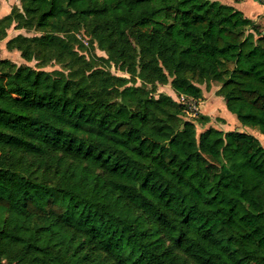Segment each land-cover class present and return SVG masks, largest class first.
I'll return each instance as SVG.
<instances>
[{
	"label": "trees",
	"instance_id": "1",
	"mask_svg": "<svg viewBox=\"0 0 264 264\" xmlns=\"http://www.w3.org/2000/svg\"><path fill=\"white\" fill-rule=\"evenodd\" d=\"M18 1L0 40L45 34L8 50L26 60L36 43L79 63L55 33L84 27L142 84L96 70L87 88L0 59V264H264V147L237 129L198 133L185 105L146 88L198 101L215 85L264 136L259 26L217 0Z\"/></svg>",
	"mask_w": 264,
	"mask_h": 264
},
{
	"label": "rangeland",
	"instance_id": "2",
	"mask_svg": "<svg viewBox=\"0 0 264 264\" xmlns=\"http://www.w3.org/2000/svg\"><path fill=\"white\" fill-rule=\"evenodd\" d=\"M15 4V7L13 6L14 11L17 10V12H22L20 2L18 1ZM8 23L9 22H5L4 24L6 25ZM21 34L30 38L34 36H41L45 34V32L22 28ZM55 34L63 37L73 54L81 58L79 63H76V59L73 57H68V54H66V56H63V54L58 55L57 57L56 55H53L50 50L40 48L36 45V43H31L27 44L25 47L26 56L29 58H25L26 60H24L20 56L19 64H27L48 72L63 73L71 78H74V80L87 88H94L95 86H99L101 84L102 81L98 76H95L94 78L90 77V75L96 70L102 71L103 77L105 76L106 79L110 78L109 85L111 86L118 84L119 82L117 81L120 80H127V85L140 86L142 84V80L136 77V75H132L125 67H121L119 64L109 60L107 52L102 50L98 44L91 39L89 33L84 27L71 29L68 32H57ZM146 88L152 90L155 97L159 94H165L171 98L180 100L179 97L181 95H176L170 88L169 84H146ZM201 89V100H193L190 105L185 104L186 109L184 111V118L195 122L198 133L202 132L209 126L222 129L223 131L237 129L253 134L264 147V136L258 128L244 126L236 119V123H234L232 119L226 116L227 113H231L226 109V107H224L225 105L223 99L216 94L217 86L212 85L210 90H206L204 86H201ZM178 102L180 103V101ZM201 115L209 118V122L207 124L202 125L199 122L197 116ZM235 124L236 127L234 126Z\"/></svg>",
	"mask_w": 264,
	"mask_h": 264
},
{
	"label": "crops",
	"instance_id": "3",
	"mask_svg": "<svg viewBox=\"0 0 264 264\" xmlns=\"http://www.w3.org/2000/svg\"><path fill=\"white\" fill-rule=\"evenodd\" d=\"M223 4L230 5L233 8L242 12L243 16L249 19L252 23L259 26L262 34H264V5L259 3L258 0H239L237 2L233 0H217ZM18 0H0V19L7 16L12 7L16 5ZM21 33V30H16L13 27L7 29V35L4 39L0 40V59H9L16 64H19L20 53L18 51L8 50L6 47V42ZM225 107V106H224ZM227 113V112H226ZM227 117L232 119L236 123L235 116L231 114H226ZM236 127V124L234 125ZM222 130V129H220ZM225 131V130H224Z\"/></svg>",
	"mask_w": 264,
	"mask_h": 264
},
{
	"label": "built area",
	"instance_id": "4",
	"mask_svg": "<svg viewBox=\"0 0 264 264\" xmlns=\"http://www.w3.org/2000/svg\"><path fill=\"white\" fill-rule=\"evenodd\" d=\"M259 1V3H261L262 5H264V0H258ZM179 99L180 100H178V101H180V103H182V104H187V105H190L191 104V102H193V99H191V98H187V97H185V96H183V95H181L180 97H179Z\"/></svg>",
	"mask_w": 264,
	"mask_h": 264
}]
</instances>
